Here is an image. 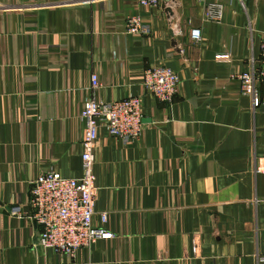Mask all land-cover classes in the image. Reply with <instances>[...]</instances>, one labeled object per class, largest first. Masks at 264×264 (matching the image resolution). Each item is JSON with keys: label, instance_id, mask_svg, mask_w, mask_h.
Here are the masks:
<instances>
[{"label": "crops", "instance_id": "obj_1", "mask_svg": "<svg viewBox=\"0 0 264 264\" xmlns=\"http://www.w3.org/2000/svg\"><path fill=\"white\" fill-rule=\"evenodd\" d=\"M214 1L220 21L204 17ZM133 15L143 33L127 32ZM263 34L264 0H0V264H260L264 107L238 75L259 65ZM160 64L180 77L170 102L142 86ZM129 94L142 97L141 134L101 127L93 151V224L112 237L73 255L42 249L31 181L81 176L84 102Z\"/></svg>", "mask_w": 264, "mask_h": 264}, {"label": "built area", "instance_id": "obj_2", "mask_svg": "<svg viewBox=\"0 0 264 264\" xmlns=\"http://www.w3.org/2000/svg\"><path fill=\"white\" fill-rule=\"evenodd\" d=\"M91 1V0H89ZM141 5L158 6L160 0H139ZM223 5L210 2L205 5L204 17L220 21ZM127 32L143 33L142 19L133 15L127 19ZM194 41L200 39V30L191 29ZM241 90L251 95L254 108L263 106L256 82L264 86V34L260 43L259 65L250 72L238 75ZM180 81L178 73L165 65L147 68L142 73V86L157 100L172 101ZM91 88L99 86L96 73L90 75ZM84 123L81 140L82 174L79 177H64L59 171L49 169L37 175L30 183L28 204L31 217L39 230L36 245L56 254L73 255L80 248H89L98 239H109L112 233L102 225L95 226L93 217L98 195L96 175L92 169L93 151L96 147L98 129L103 127L108 134L123 139L139 137L143 129L142 97L129 94L116 101H105L91 96L84 102L80 113ZM9 213L20 215L18 205L10 207ZM106 212L100 213L101 223L106 222ZM264 264V253L258 257Z\"/></svg>", "mask_w": 264, "mask_h": 264}]
</instances>
